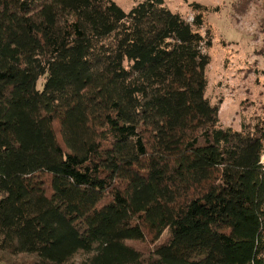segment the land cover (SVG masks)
I'll return each instance as SVG.
<instances>
[{
	"label": "trees",
	"instance_id": "obj_1",
	"mask_svg": "<svg viewBox=\"0 0 264 264\" xmlns=\"http://www.w3.org/2000/svg\"><path fill=\"white\" fill-rule=\"evenodd\" d=\"M191 7L0 0V264H264V116L220 125Z\"/></svg>",
	"mask_w": 264,
	"mask_h": 264
},
{
	"label": "rangeland",
	"instance_id": "obj_2",
	"mask_svg": "<svg viewBox=\"0 0 264 264\" xmlns=\"http://www.w3.org/2000/svg\"><path fill=\"white\" fill-rule=\"evenodd\" d=\"M145 0H117L129 12ZM168 8L189 21L191 4L207 8L206 27L213 38L206 75V97L220 104V125L240 131L243 122L264 116V0H165ZM44 79L38 83L41 89ZM165 232L160 242L167 239ZM148 254L150 242H130Z\"/></svg>",
	"mask_w": 264,
	"mask_h": 264
},
{
	"label": "bare ground",
	"instance_id": "obj_3",
	"mask_svg": "<svg viewBox=\"0 0 264 264\" xmlns=\"http://www.w3.org/2000/svg\"><path fill=\"white\" fill-rule=\"evenodd\" d=\"M263 160H264V157H263Z\"/></svg>",
	"mask_w": 264,
	"mask_h": 264
}]
</instances>
